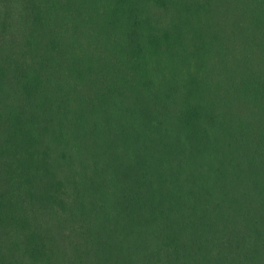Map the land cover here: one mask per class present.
Masks as SVG:
<instances>
[{"label": "trees", "instance_id": "1", "mask_svg": "<svg viewBox=\"0 0 264 264\" xmlns=\"http://www.w3.org/2000/svg\"><path fill=\"white\" fill-rule=\"evenodd\" d=\"M0 264H264V0H0Z\"/></svg>", "mask_w": 264, "mask_h": 264}]
</instances>
